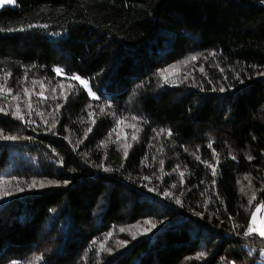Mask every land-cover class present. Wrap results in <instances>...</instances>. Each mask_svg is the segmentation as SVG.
Instances as JSON below:
<instances>
[{
    "label": "trees",
    "instance_id": "obj_1",
    "mask_svg": "<svg viewBox=\"0 0 264 264\" xmlns=\"http://www.w3.org/2000/svg\"><path fill=\"white\" fill-rule=\"evenodd\" d=\"M0 29V264H260L261 0H16Z\"/></svg>",
    "mask_w": 264,
    "mask_h": 264
},
{
    "label": "snow or ice",
    "instance_id": "obj_2",
    "mask_svg": "<svg viewBox=\"0 0 264 264\" xmlns=\"http://www.w3.org/2000/svg\"><path fill=\"white\" fill-rule=\"evenodd\" d=\"M261 2L264 3V0H261ZM14 4H15V0H0V8H3V7L6 6V5H14ZM29 27H34V26H33V25H29ZM42 27H46V25H45V26H42ZM2 30H3V29H0V31H2ZM16 30L24 31L25 29H24L23 27H21V28H19V29H9V31H16ZM193 59H195V58H193ZM55 72H56L57 75H61V74H62V70H61L60 68H56V69H55ZM161 76L164 78L165 82H167V76H165L163 73H161ZM70 79H72V80H76V81L79 82V84L83 85V87H84L85 89L88 90V95H89L92 99H99V97H98L94 92H92V90L89 88V86H88V82H87L86 80L82 79V78H81L80 76H78V75L72 76V77H70ZM33 83L35 84L36 82H33ZM61 88H63V85H61ZM3 90H4V86H3V85H0V91H3ZM24 91H25V94H28V89H27V88H25ZM220 91H224V89H220ZM39 96H40L41 98H43V99H46V97H44L43 91H41V92L39 93ZM14 99L19 100L20 97H19V96H16V97H14ZM65 99H67L66 96H65ZM89 106H91V105H89ZM29 107H31L30 104H29ZM57 107H60V106L58 105ZM0 111H3V109L0 108ZM14 115H15L18 119H20V120H23V119H24L23 115L20 114V108H19V105H17ZM90 115H91V114H90ZM132 119L135 120L136 117H132ZM120 123L123 124L124 121L121 120ZM88 131H91V129L89 128ZM167 135H168V136H171V135H172L171 131H168V132H167ZM132 138H133V139H136L135 135H133ZM0 139H3V140H16L17 137L14 136V135H6V134H3V132L0 131ZM211 146H212V145H211V143H210V144H209V147L211 148ZM124 155H125V157H127V155H128V153H127L126 150H125V152H124ZM214 155H215V153H214ZM197 159H199V157H197ZM232 159H235V157H232ZM249 159H251V157H249ZM218 162H219V160H218V158H217V163H218ZM161 163H162V162H161ZM207 167H209V168L211 169V174H212L213 176H215V175H216V167L213 166V165H211V164H208ZM109 170H110V169H108V168H105V169H104V171H109ZM180 175L183 176V173L181 172ZM145 179H147V177H146ZM245 179H248V177H245ZM64 183H67V181H65ZM36 185H37V182H36V181H33L32 184H31V187H32V188H35ZM52 185H58V182H56V181H48L47 184H45V182H39V186H40L41 188L46 187V186H52ZM173 186H174V185H173ZM21 191H23V189H21ZM149 191H152V189H149ZM164 195H165V196H169V195H171V194H170V193H165ZM252 199H253V200L255 199V196H254V195H253ZM250 202H251V201H250ZM176 203L179 204L180 201L177 199V200H176ZM261 208H264V203L258 205L255 211H256V212H259ZM147 223H152V222H151V221H148ZM255 223H256V215H255V212H254V213L252 214V216H251V222H250V225H249L248 228H247L246 235H252L253 233H256V234H258L261 238H264V228H255V227H253V225H254ZM152 227H155V224H152ZM121 231H124V229H121ZM133 238H135V237H133ZM36 259H40V258L37 257Z\"/></svg>",
    "mask_w": 264,
    "mask_h": 264
},
{
    "label": "rangeland",
    "instance_id": "obj_3",
    "mask_svg": "<svg viewBox=\"0 0 264 264\" xmlns=\"http://www.w3.org/2000/svg\"><path fill=\"white\" fill-rule=\"evenodd\" d=\"M15 5H16V0H15V4L14 5H6V6L13 7ZM6 6H4V7H6ZM1 10H2V8H0V11ZM188 71H189V68H187L186 66H184V67L180 66L178 68L172 69L169 72H167L166 76H167L168 81H172V80L185 81L186 77L190 76V74H191ZM88 86H89V84H88ZM89 88H90V86H89ZM66 90H67V94H70L73 91V87L70 86V84H67ZM86 91L88 92L87 89H86ZM48 92H49V94L51 96L55 97L54 100H61V97L63 95V93L61 91H57V90L48 91ZM44 97H46L45 94H44ZM127 129H128L129 134L125 133L124 135H126V137H130V136L133 137L134 132H132V130H130V128H127ZM119 133L121 135V131H119ZM255 215H256V223L253 225V227H255V228H264V208H261L259 212L255 211ZM141 229L144 230L146 228L141 226ZM259 263L260 264H264V253H262L261 259L259 260ZM29 264H37V262H31Z\"/></svg>",
    "mask_w": 264,
    "mask_h": 264
}]
</instances>
